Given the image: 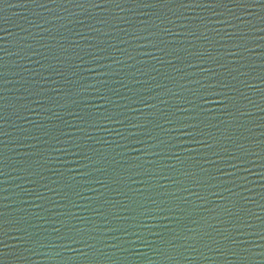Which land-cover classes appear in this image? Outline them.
Returning a JSON list of instances; mask_svg holds the SVG:
<instances>
[{"label": "water", "instance_id": "1", "mask_svg": "<svg viewBox=\"0 0 264 264\" xmlns=\"http://www.w3.org/2000/svg\"><path fill=\"white\" fill-rule=\"evenodd\" d=\"M96 2L101 7H89L88 12L96 16L97 20L101 17L108 19L107 25L87 19L82 9L72 5H64V7L76 13L73 17L69 12H64L63 7L58 8L52 4L49 7L56 9L54 12L43 10L29 3L28 0H6L5 3H0V48L8 49L7 52H0L2 58L0 64L3 65L0 69L3 73V79H0V95L5 97L0 104L4 105L2 114L6 117V122L0 121V124H3L4 130L10 134L0 136V141L4 142L0 144V150L5 153L6 158L4 171L11 173L10 177H0V180L7 181L3 184V188L8 189L2 195L12 196L14 193H19L20 189L16 188V185L20 184L23 188L35 189L49 198L40 201L34 196L23 194L21 198L25 203L14 205L15 210L5 209L8 217H23L32 225H37L33 228L27 223L24 224L29 232L38 233L42 239L47 237L55 240V233L51 232V228L59 225L47 223L31 214L38 213L51 220L64 219L68 222L69 217H61L58 213L69 212L80 218L70 220L71 223L90 231L94 226L103 225V217L98 216L93 209H100L112 219L111 213L122 211V206H128L135 211L123 214L137 216L139 205L147 203L149 195L158 200H170L171 194L174 193L183 197L178 203L188 210L186 214H181L182 218L187 215L200 221L203 230L212 233L216 239L221 237L214 229L227 230L235 234L236 227H241L243 235L239 236V239L244 241L240 245L241 250L251 249L256 253L251 258L250 264H264V257L259 254L262 250L259 245L264 244V240L260 239V235L264 234L261 231L264 229L262 224L264 127H261L264 125V111H261L264 109V39H261L264 37V32L260 31V28L264 27V22L261 21V16H264V8L260 6L262 0H256L248 5L251 16L244 10L235 8L237 14L245 21L251 20L256 26L254 33L250 32L246 24H241L243 33L214 22L207 23L205 28L204 22L198 17H204L207 21V18L211 17V12L202 8H195L193 11L191 7L182 8L179 4H171L167 7L158 5L140 11L136 5L125 4L123 7L131 8L132 11L121 12L114 5L103 4V0ZM229 7L234 6L229 5ZM180 13H184L189 19L178 18ZM54 16H62L65 19L53 20ZM113 16L119 18L113 19ZM157 16L166 18L165 23L162 24ZM69 19H72V23H68ZM82 19L101 31L94 32L91 28L76 23L77 20ZM45 20L51 22L45 23ZM169 20L174 23H168ZM33 23L41 27H33ZM182 24L190 25L199 38L188 35L186 29L181 27ZM165 27L171 29L173 35L164 33L162 29ZM42 29H51V32ZM212 29H218L220 35ZM225 31L236 33L237 36L248 34L249 38L244 41L248 50L233 47L234 43L241 41L229 40L224 35ZM54 35L55 40L49 37ZM29 36H34L36 39L29 38L26 43H32L35 50L43 55L34 56L31 60L12 55L11 53L17 50L15 45L20 37ZM143 36H148L152 42L137 38ZM205 36L208 39H204ZM41 37L45 39L41 40ZM161 39L169 48L176 50L179 59L159 50V47L165 46L159 44ZM42 44H47L49 47H42ZM60 44L67 48L66 53L60 49ZM76 44L80 47H75ZM89 44H98L107 51L102 53L103 58L99 64L81 65L78 55L83 56L87 51H96L94 48H89ZM153 44L159 47H154ZM196 53L205 57L211 54L226 67H220L207 59L201 60L195 55ZM54 56H60L63 63L54 59ZM37 60L41 63H36ZM114 60H119L121 63H114ZM169 60L172 61L171 64L168 63ZM188 63L194 67H188ZM49 65L63 70L64 77L56 75ZM72 65H81V67L74 69ZM207 67L222 74L220 78L231 85L230 88L222 91L234 99L227 108L223 104L210 102L204 105L208 111L201 113L197 107L201 103L197 91L199 85L190 81L199 79L206 83L205 74L201 69ZM73 71L78 75H73ZM105 72L108 75H103ZM185 73L188 74L189 79H181ZM99 80H107L108 87L115 88L120 93V95L115 92L109 93L108 88L97 85L102 93L109 95L111 103L101 99L99 94L91 90L85 92L80 87L81 84L95 83ZM117 81H123V84ZM144 81L148 83L145 84ZM157 84L164 87L157 88ZM181 84L184 85L183 88L180 87ZM25 88H42L44 91L39 97L30 99H40L46 108L51 109V112L24 100L23 97L28 96ZM141 97L148 101L147 105L137 102ZM219 99L221 98L210 97V101ZM26 103L35 111H26L22 107ZM106 109L112 114L122 113L123 115H119L118 119L145 124L147 131L139 130V138L145 143H137L130 137L129 133L137 130L127 127L126 124L102 119ZM53 112L56 116L52 115ZM162 112L168 113L174 123L166 124L161 118ZM193 117L197 118L193 120ZM158 123L163 124L168 131L156 127ZM186 123L198 125L194 136L188 134L193 132V129L185 128ZM18 126L30 130L31 134L39 136L40 139H24L25 134L18 130ZM45 131L49 135L45 136ZM200 131H203V136L200 135ZM118 132L129 138H122L117 134ZM149 132L152 137L158 139H152L148 135ZM65 133L67 136L64 135ZM57 136L61 140L80 144L79 149H73L79 154L50 152V146L55 145L54 137ZM17 137L23 140V143L16 142ZM45 140L49 143L45 144ZM195 140H205L213 147L210 149L202 143L197 144ZM160 141L164 143L161 144ZM238 145H243V148ZM56 146L60 147V145ZM214 152L219 155H213ZM99 154H103L106 160L99 164L94 163L100 159ZM232 154L239 159H229ZM41 155L50 160L44 167L36 165ZM85 156L93 159H85ZM177 156L179 159H176ZM231 164H236L237 167L233 168ZM29 165L44 177V179L34 177L39 181L38 184H30L25 179H15L17 176H27L28 173L20 169ZM85 165L88 167L85 168ZM138 165L142 167L138 168ZM97 168L102 171H96ZM221 169L223 171H220ZM84 171L90 175H81L80 173ZM137 172L141 174L137 175ZM153 173L154 177L151 175ZM185 173L197 174L204 183L191 184ZM129 177H133L137 183H132ZM97 179L103 181L107 187L95 183ZM56 181L60 183L57 184ZM173 181L182 182L179 187H187L191 191H178V184ZM43 184L57 189L62 194L66 193L67 199L64 195H56L48 191L41 186ZM161 185L163 187H160ZM193 193H198L204 199L198 198ZM105 201L119 203L109 204L104 203ZM41 203L46 209H51V212L35 206ZM73 203L79 206L73 207ZM225 209L239 218V225L233 217L226 214ZM245 221L253 227H243ZM184 222L188 227H197L188 219ZM130 223L131 221L113 220V224L118 226H128ZM150 223L156 225L152 231L165 238L170 237L171 229L180 231L181 227L172 216L169 219L158 218ZM3 229L7 235L0 232V241L4 242L0 244L2 264H90L89 258L82 253H90L91 249L83 243L66 242L70 245V249H59L60 256H55V253L49 249H38L37 252L30 253L25 249L33 245L19 239L23 233L16 231L15 227H9L7 223L3 225ZM92 235L99 233L92 232ZM117 235L122 239H134L125 237L122 233ZM144 235L155 245L167 250V246L159 236L147 232ZM88 242L95 243L97 248L104 251L114 252L116 257L121 258L122 264H186L182 258L170 261L166 256L157 255L139 242L135 245L124 244L123 247L128 249L127 251L106 249L99 241ZM205 252L215 260L216 254L208 253L206 250ZM242 255L247 253L242 252ZM21 256L27 257V260L20 259ZM195 264H208V262L200 258ZM216 264H225L224 258L220 257ZM226 264H241V260L229 256Z\"/></svg>", "mask_w": 264, "mask_h": 264}, {"label": "snow or ice", "instance_id": "2", "mask_svg": "<svg viewBox=\"0 0 264 264\" xmlns=\"http://www.w3.org/2000/svg\"><path fill=\"white\" fill-rule=\"evenodd\" d=\"M6 0H0V3H5ZM29 3L36 5L37 7L46 10L48 12H54L56 9L50 8L49 5H56L58 8L63 7L64 12H69L70 15L73 17L76 15V13L72 12L68 7H64V5H72L75 8H80L83 10V13L86 14L85 16L87 19L91 20H97L96 16L91 15L88 12L89 7H96L100 8L101 5L96 2V0H28ZM256 2V0H103V4L106 5H114L116 8H118L121 12L124 11H132L131 8L125 9L123 5L125 4H131L138 6V10L142 11L145 8H154L158 5L167 7L171 4H179L180 7H191L194 11L195 8H202L206 11L211 12V17L207 18V21H205L204 17H198L202 22H204L205 28H207V23H216L220 25H226L227 27L236 29L237 32L243 33V30L241 29V24H246L249 27V30L251 33H254L255 31V25L252 23L251 20L245 21L241 15H238L235 11V8H240L247 12L249 16L252 15L251 12L248 11V5L251 3ZM229 5H233L234 7H229ZM261 8H264V0L260 3ZM226 9V11H225ZM102 11H109V9H102ZM36 15H40V13H36ZM113 19H118L119 17H112ZM158 19L161 20V23H165L164 17L157 16ZM178 18H183L185 20L189 19L188 16L184 15V13H180ZM53 20H62L65 19L62 16H54L52 18ZM122 19V18H120ZM261 21L264 22V16H261ZM45 23H50L51 21H44ZM100 24L107 25L109 23L108 19H105L103 17L99 18L97 20ZM168 23H174V21H167ZM68 23H72V19L68 20ZM76 23H79L81 26L91 28L94 32H100L101 29L95 28L92 24L86 23L85 20H77ZM33 27L40 28L41 25L33 23ZM62 27H66V25H61ZM159 27L158 25L156 26ZM181 27L185 28L188 35H191L193 37L199 38L197 36V32L194 31L190 25L182 24ZM23 31H27V29H22ZM45 32H51V29H42ZM213 31H216L217 35H220V31L218 29H212ZM162 31L168 35H173L171 32V29L165 27L162 29ZM260 31L264 32V27L260 28ZM77 35H80L77 33ZM224 35L228 37L229 40H236L239 39L240 43H234L233 47L237 49H245L248 50L247 44L244 42L249 37L248 34H241L237 36L236 33L233 32H224ZM51 39L55 40L56 36H49ZM33 39L36 38L34 36L29 37H20V39L16 42V51L11 53L12 55L18 56L21 59H29L31 60L32 57L43 55V53H40L38 50H35L36 48L33 47L32 43H26L27 39ZM138 39H145L149 40L151 43L152 41L148 36L143 37H137ZM45 37H41V40H44ZM204 39H208L207 36L204 37ZM261 39H264V37H261ZM160 45H165L164 47H159L157 44H153L154 47H159V50L161 52H164L166 55L173 57L175 56L176 59H179L178 56H176V50L174 48H169L167 46V43L161 39L159 41ZM42 47H49L47 44H42ZM75 47H80L79 44H76ZM89 48H94L96 51H87L84 53L83 56L78 55V59L81 61V65L84 63L92 64V63H100V60L103 58L102 53H105L107 50L103 47H101L98 44H89ZM60 49L63 52H67V48L64 47L63 44H60ZM119 50V49H118ZM8 49L6 48H0V52H7ZM30 54V55H29ZM190 55H192L190 53ZM201 60H210L212 63L218 64L220 67H226L224 64H221L219 60H217L215 57H213L211 54H208L207 57H205L203 54L196 53ZM229 55H236V53H229ZM87 57V59H85ZM2 59V58H0ZM54 59L60 61V56H54ZM36 63H41V61L37 60ZM114 63L120 64L121 61L114 60ZM168 63H172L171 60L168 61ZM81 65H72L74 69L80 68ZM43 67V64L41 65ZM101 67H108L106 65H101ZM188 67H194L191 63H188ZM3 68V65L0 64V69ZM49 68L58 76L64 77L65 73L63 70L57 69L51 65H49ZM88 71H91L93 69H86ZM178 71H180L178 69ZM202 73H204V80L207 82H202L201 80L197 79L195 81H190L193 83H196L199 85V100L200 104L197 105L200 112H206L208 111L204 105L215 102L223 104L225 108L229 106V103L234 99L233 97H230L226 95L222 90L230 88L231 85L227 83L224 79H221V73H218L215 69L211 67L202 68ZM73 75H78L76 71L72 72ZM103 75H108L107 72H105ZM0 79H3V73L0 71ZM181 79H189L188 74H183L181 76ZM117 83L123 84V81H117ZM137 83H140V81H137ZM143 83L147 84V81H144ZM97 85H102L106 88H108V92L112 93L115 92L117 95H120L118 90L115 88L108 87V81L107 80H99L95 83H87V84H81L80 87L85 91H92L96 94H99L101 99H104L111 103L110 97L106 93H102L100 91V87ZM126 87V85H125ZM157 88H162L164 86L157 84ZM181 88L184 87L183 84L180 85ZM25 92L28 93V96L23 97L24 100L30 101L32 104L38 105L40 108L44 109L45 111L51 112L50 108H46L44 103L40 99H30L31 97H39L42 92L44 91L42 88L40 89H29L25 88ZM220 97L221 99L210 101V97ZM5 97L3 95H0V101L4 100ZM122 99H127V97H122ZM138 103H143L145 105L148 104V101L141 97L138 101ZM164 102V101H162ZM75 103V101H73ZM188 103H192V101H188ZM22 107L26 111H35V109H32L28 106V104H23ZM62 107V105H61ZM125 107V106H121ZM150 107H155V105H150ZM4 109V105L0 104V121L6 122V117L2 114ZM135 111V109H133ZM181 111H187V109H181ZM261 111H264V109H261ZM53 116H56V113H52ZM119 115H123L122 113L118 114H112L105 110V114L102 116V119L107 121H114L119 124H126L127 127L131 129H135L137 131H132L129 133L130 137L134 140H136L137 143H145L144 140L139 138V130L147 131V127L145 124L136 121L133 122L131 120H121L117 117ZM22 119H27L26 117H21ZM51 119V117H49ZM161 118L164 120L166 124H173L174 121L170 118L168 113H161ZM197 117H193V120H195ZM203 122V121H201ZM151 123V121H149ZM182 124L184 122H181ZM156 127L160 128L162 131L167 132L168 129L164 127L163 124H156ZM185 128L193 129V132L188 133L189 135L195 134L196 129L198 128V125L196 123H186L184 124ZM261 127H264V125H261ZM18 130L24 135V139H36L39 140L40 137L31 134L30 130L24 129L22 127L18 126ZM83 131V129H81ZM124 139H128L129 137L124 136L123 133H117ZM3 135H10L8 132H6L3 128V124H0V136ZM44 135H49L48 132H44ZM67 136V134H64ZM148 135L152 139H158L157 137H152L151 133L149 132ZM200 135L203 136V131H200ZM264 135V133H262ZM230 138V137H229ZM55 139V145H51L49 151L55 152V153H64V154H71V155H77L79 153L74 152L73 149H79L81 147L80 144L72 143L70 140H61L59 136L54 137ZM89 139H92V137H89ZM16 142L23 143V140H21L19 137L16 138ZM197 144H204L208 148H212L213 145L207 143L205 140H195L194 141ZM3 141H0V144H3ZM45 144H48L49 141L45 140ZM105 143H108V141H105ZM161 144H163V141H160ZM56 145H60V147H57ZM238 147L243 148V145H238ZM100 159L94 161V163H101L103 160H106V157L103 156V154H99ZM154 155H159V153H154ZM213 155H219V153L214 152ZM85 159L92 160V157L85 156ZM176 159H179L177 156ZM229 159L236 160L239 159L235 154H232ZM43 161V163H41ZM50 160L46 158L45 156L41 155L40 159L36 161V165L38 167H44L45 164L49 163ZM6 166V158L5 153L0 150V177L5 176H11L10 172H5L4 167ZM85 168L88 166L85 165ZM142 167L140 165L137 166ZM231 167L236 168V164H231ZM21 171L27 172L28 175L25 177H15V179H25L30 184H38L39 181L37 179H34V177H40V179H44L42 174L37 171L32 165H29L27 168L20 169ZM96 171H102V169L97 168ZM220 171H223L222 169ZM83 176L90 175L88 172L84 171L80 173ZM140 172H137V175H140ZM145 175H148L149 173H144ZM153 177L155 174H151ZM190 181L191 184L194 185H202L204 181L195 173H185L184 174ZM167 178V177H166ZM74 179V177H73ZM129 179L132 181V183H137V181L133 177H129ZM7 181L0 180V232H2L4 235H7V232L3 229V225L5 223L8 224L9 227H15L16 231L23 233L22 236L19 237V239L24 240L26 243H30L33 245V247L26 248L25 251L30 253L37 252L38 249H49L55 253V256H60L61 253L58 251L59 249H70V245L66 242L71 241L73 243H83L87 248L91 249L90 253H82V255H85L89 258L90 264H122V260L119 257L115 256L114 252H107L103 249L97 248L95 243H89V240L92 241H99L103 244L104 248L106 249H118L121 251H127L128 249L124 248V244L129 245H135L137 242L146 245L148 248H150L153 252H155L157 255H163L166 256L168 260L170 261H177L179 258H182L186 264H195L197 260L202 258L204 261H207L208 264H216V261L223 257L225 264L228 261L229 256L236 257L241 260V264H250V260L253 256L256 255V253L252 252L251 249H243L241 250L240 245L244 243V241L239 239V236L243 235V229L239 226L236 227V232L233 234L230 231L224 230H218L214 229L216 231L217 235L221 237V239H216L215 236L212 235V233L203 230V225L200 221L196 219H192L190 216L184 215L182 218L181 214H186L187 209L181 207V204L178 203V201H182L183 197L178 196L176 194H171L170 200H158L156 197L149 195L147 197V203H142L139 205V212L137 216H127L123 213L129 212V211H135V209H130L128 206H122V211H118L116 213H111L112 219L108 218V215H105L103 211L100 209H93V211L96 212L98 216L103 217V225L101 227H93L90 231H86L83 228H80L77 224L71 223L70 220H77L80 219L79 217H76L74 214L69 212L64 213H58L61 217H69L70 220L66 222L64 219H58V220H51L46 216H40L38 213L31 214L36 215L40 220H44L47 223L53 224V225H59V226H53L51 228V232L55 233V240H52L50 238H40L38 233L35 232H29L27 227H24V224H28L29 227H37V225H32L29 221H26L23 217L21 218H9L8 214L6 213L5 209H14V205L17 203H25L23 199L21 198L23 194H27L30 196H34L36 200H46L49 199L45 197L41 192L36 191L35 189L29 190L26 188H23L22 185L17 184L16 188L20 189L19 193H14L12 196H4L2 195L3 192H7L8 189L3 188V184H5ZM57 184L60 183V181H56ZM95 183L102 184V186L107 187V185L104 184L103 181L97 179ZM139 183H144V181H139ZM173 183L178 184V191H191V189L187 187H179L182 182L173 181ZM42 187L46 188L48 191L54 192L56 195H64V198L67 199L66 193H61L60 191H57V189L49 188L47 184L41 185ZM160 187H163L161 185ZM77 195H80V193H76ZM143 195V193H141ZM215 194V193H213ZM163 196V194H159ZM193 195H197L198 198L204 199L203 197H200L198 193H193ZM4 201H9V203H4ZM55 203V202H54ZM104 203H119V202H112V201H105ZM37 208H40L44 211L51 212V209H46L44 204H36ZM64 207H67V205H61ZM73 207H78L79 205H76L75 203L72 204ZM20 211H23V209H20ZM226 214L229 217H233L237 221V225H239V218L234 217V214L230 211L225 209L224 210ZM170 216L175 217V221L178 225H180V231H177L176 229H171V235L168 238H165L163 236H160L159 233H155L152 231L154 227H156L155 224L150 223L151 221H155L158 218L163 219H169ZM185 219L190 220V222L194 225H196V228L188 227L187 224H185ZM113 220H125V221H131V223L128 226H118L116 224H113ZM224 221H221L223 223ZM89 223H92V221H89ZM262 224H264V220H262ZM211 227V225H209ZM243 227H253L252 224L248 223L247 221L244 222ZM262 233H264V229L261 230ZM92 232L99 233V235H92ZM147 232L150 235L159 236L160 240L163 242L164 245L167 246V250L164 248H161L157 245H155L151 240L148 239L144 233ZM117 233H122L125 237H133L134 239H122L120 235H117ZM87 237V239H85ZM207 238V239H205ZM260 239L264 240V234L260 235ZM56 241H59L57 243ZM210 241V242H209ZM4 243L3 241H0V244ZM6 246V245H5ZM259 247L262 249L259 253L262 257H264V244L259 245ZM205 250L208 253H214L216 254L215 260L212 259V256H209L206 254ZM242 252L247 253V255H242ZM175 253V255L173 254ZM189 253L195 254V255H188ZM20 259L27 260V257L21 256ZM2 264V262H0Z\"/></svg>", "mask_w": 264, "mask_h": 264}]
</instances>
